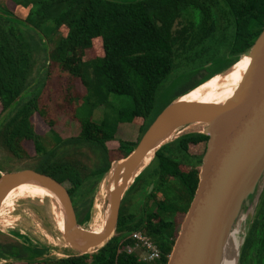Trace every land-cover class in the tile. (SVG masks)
Masks as SVG:
<instances>
[{
	"label": "trees",
	"instance_id": "1",
	"mask_svg": "<svg viewBox=\"0 0 264 264\" xmlns=\"http://www.w3.org/2000/svg\"><path fill=\"white\" fill-rule=\"evenodd\" d=\"M10 1L20 17L0 6V147L23 159L28 157L24 143L31 142L37 157L34 169L65 186L78 223L88 219L93 192L112 161L133 150L173 99L231 66L264 28V0ZM86 49L96 54L84 59ZM39 54L49 62L46 73L31 94L21 98ZM218 65H222L219 70ZM179 68L191 80L156 111L158 89ZM74 79L85 89L81 104L70 112L79 124L77 134L61 138L53 129L39 134L33 115L52 127L46 97L61 95V102L69 106L74 100L68 81ZM113 94L121 96L125 105L115 107L110 100ZM99 106L106 108L104 117L92 119ZM207 138L200 132L185 133L156 150L134 180L133 186H140L137 196L129 198L128 190L120 203L115 233L97 250L31 264H167L197 186ZM193 144L201 146L194 162L177 156V150L185 155ZM150 183L153 188L148 191ZM44 197L54 203L56 216L63 215L56 196L38 181L8 189L0 210L13 206L16 199ZM59 226L64 229V218ZM134 230L150 237L159 259L141 261L124 249ZM0 248L13 254L18 248L19 258L30 254L18 243ZM240 251L249 255L252 264H264V187Z\"/></svg>",
	"mask_w": 264,
	"mask_h": 264
},
{
	"label": "water",
	"instance_id": "2",
	"mask_svg": "<svg viewBox=\"0 0 264 264\" xmlns=\"http://www.w3.org/2000/svg\"><path fill=\"white\" fill-rule=\"evenodd\" d=\"M243 54L250 56V63L232 96L223 104L180 100L190 90L187 91L156 115L127 156L111 163L103 176L109 174L103 201V212L107 208L108 213L100 232L83 227L89 217L78 223L65 186L35 169L0 174V203L15 184L40 182L56 196L63 212L62 237L69 243V249L64 248L63 252H69L67 256L93 252L115 233L120 203L135 178L151 162L156 150L192 131L178 133L163 142L170 132L202 122L205 126L198 132L208 138L201 157L198 182L167 264H220L228 235L246 211L253 208L254 212L264 187V28ZM156 146L150 162L129 183L144 154Z\"/></svg>",
	"mask_w": 264,
	"mask_h": 264
},
{
	"label": "rangeland",
	"instance_id": "3",
	"mask_svg": "<svg viewBox=\"0 0 264 264\" xmlns=\"http://www.w3.org/2000/svg\"><path fill=\"white\" fill-rule=\"evenodd\" d=\"M0 6L6 7L10 11H14V14L20 17L19 10L14 6V4L10 0H0ZM16 8V10H15ZM182 20H184L182 18ZM60 34H64V31L61 30ZM49 47V46H48ZM91 52V53H90ZM83 58L88 59L92 57L89 54H96L94 51L90 49L84 50ZM98 54V53H97ZM42 55L39 54L37 57V63L34 67V71L32 73V77L30 79V84L28 85L25 92L22 93L21 98L28 97L31 92L39 85V83L43 80V76L45 75L46 67H48L49 62L44 61L42 59ZM235 63V62H234ZM234 63L222 73H218L207 79L209 81L213 78L219 84H223L227 80L231 79L235 74V66ZM222 65H218L217 69H221ZM181 68L175 70L173 69L170 74L166 77L160 88L158 89L155 96V105L154 108L156 111L160 110L164 105L173 98L174 92L185 85L191 78L183 76L181 74ZM44 82V81H43ZM68 83L71 84V95L73 97L74 102L67 106V108L63 102H61L60 96H47L46 104L48 105V111L50 113V117L53 119V126L49 127L46 121L34 114L32 117V121L36 127V130L39 134L46 135L49 129H53L61 138L72 137L77 134L79 129L78 122L70 116V112L73 111L75 106H79L81 104V97L84 92V87L78 82V80H69ZM47 86V84H46ZM48 87V86H47ZM50 87V85H49ZM113 101V105L115 107L125 105V102H122V97L118 95H110V100ZM126 99V98H125ZM127 100V99H126ZM115 103V104H114ZM15 105V103H14ZM119 105V106H118ZM66 108V109H65ZM108 109V108H107ZM72 110V111H71ZM106 108L97 107L92 111V119L100 120L104 117V111ZM186 132V131H185ZM188 132V131H187ZM198 132V131H192ZM120 133H119V136ZM115 142V141H114ZM25 148L28 152V157L23 159H17L12 156L10 153L5 151L0 147V174L5 173L10 170H22V169H34L37 165V157L34 154L33 145L30 142H25ZM111 144L114 146L115 143L113 141ZM115 148V146L113 147ZM193 150L197 153H200L201 146H194ZM115 154V153H114ZM119 159H114L112 163L117 162ZM87 164H90V160L85 159ZM109 179V178H108ZM143 178L141 177L139 180V184ZM133 180V179H132ZM129 180V183L132 181ZM133 186V185H132ZM130 187V191L128 192V197L133 198L136 197L139 191L138 184ZM96 190L93 192L92 196V204L96 198ZM106 194V193H105ZM104 201V200H103ZM140 203V201H139ZM103 204V202H102ZM137 206H133V210L136 209ZM103 208V207H102ZM243 213V212H242ZM254 212L250 215L249 219L252 218ZM91 215V208L90 214ZM64 218L63 215L56 216L54 203L49 198H24V199H16L15 204L13 206L4 205L0 211V237L2 234H12L17 236L18 240L24 246H27L29 251V256H26L25 259H29L32 255L37 254L41 257V260L45 259H56L60 257L53 256L57 252H62V248L60 247V241L62 238V232L64 231L58 224H60L61 220ZM183 218V217H182ZM248 219V220H249ZM183 220V219H182ZM182 222V221H181ZM248 222V221H247ZM86 223V222H85ZM40 226V227H39ZM56 235V236H55ZM60 239V240H59ZM243 246V243H242ZM241 246V247H242ZM69 254V252H66ZM248 255V254H247ZM242 256L241 251L239 253L238 260L242 262V264H252L249 259V255ZM251 255V252H250ZM14 259L13 257H0V262H4V260ZM35 259V258H31ZM26 261V260H25ZM15 264H26L23 262H15ZM43 264V263H41ZM239 264V262H237Z\"/></svg>",
	"mask_w": 264,
	"mask_h": 264
},
{
	"label": "bare ground",
	"instance_id": "4",
	"mask_svg": "<svg viewBox=\"0 0 264 264\" xmlns=\"http://www.w3.org/2000/svg\"><path fill=\"white\" fill-rule=\"evenodd\" d=\"M235 63H234L235 74L231 79L227 80L223 84H219L216 80H214L215 78L209 81H204L200 85L196 86L195 88H193L192 90L181 96L179 99L189 102H199L202 104H223L227 99H229L232 96L234 90L240 83L250 63V56L247 54H242ZM204 126L205 123L197 122L190 124L183 129L173 130L170 132V135L163 142L169 141L178 133H182L185 131H201ZM156 148L157 146L150 149L146 154H144L140 163L133 171L130 180H132L150 162ZM108 178H109V174L100 181L96 190L97 195L95 201L91 207V215L89 217V220H87V222L84 223L83 225V227L90 229L91 231L94 232H100V230L103 227L105 217L108 213L107 208L105 212H103V208H102L103 207L102 202L105 199V195H106L105 193H106V186L108 184ZM109 186L110 188H112L113 183L110 182ZM252 209L253 208L249 209L240 217V219L237 221L232 231L228 235V238L222 250L220 264H237L238 256L247 230V221L249 218V214L252 213ZM61 240L62 241H60L59 244L60 247L62 249L64 248L69 249V243H67L63 237L61 238ZM53 256L65 257L67 256V253L63 251L57 252Z\"/></svg>",
	"mask_w": 264,
	"mask_h": 264
},
{
	"label": "flooded vegetation",
	"instance_id": "5",
	"mask_svg": "<svg viewBox=\"0 0 264 264\" xmlns=\"http://www.w3.org/2000/svg\"><path fill=\"white\" fill-rule=\"evenodd\" d=\"M194 146H198L197 144H193V145H190V147L186 150V154L184 155V153H183V151H179V150H177L176 151V153H177V156L179 157V158H184V159H186L189 163H192V162H194V156L195 155H198V154H200V153H197V152H195L194 150H193V147ZM186 157V158H185ZM202 157V156H201ZM175 159H177V158H175ZM149 165V164H148ZM147 165V166H148ZM146 166V167H147ZM185 166V165H184ZM145 167V168H146ZM144 168V169H145ZM143 169V170H144ZM135 182H133V184H134ZM132 184V185H133ZM150 186H152V187H150ZM153 188V183H150L149 184V186H148V191H150L151 189ZM13 233H15V232H13ZM2 234V236L0 237V244H7V243H18L19 245H21L23 248H26V249H28L27 248V246H24V244H22L21 242H19V241H16V240H18V238H17V236L16 235H14V234ZM16 250H19L18 248H16ZM14 251V253L15 254H13L12 252H1V248H0V252L1 253H4V255L2 256V255H0V257L1 258H5V257H13V258H15L14 259V261H13V259H9V260H4V262H0V264L1 263H10V264H15V262H23L24 261V263H26V264H31V262H35V263H37V262H40L41 261V257H39V255H37V254H34V255H32L29 259H25L26 258V256H25V254H24V257L23 258H19L16 254H17V251ZM23 250H20L19 252H22ZM0 253V254H1ZM35 258V259H31V258ZM26 260V261H25Z\"/></svg>",
	"mask_w": 264,
	"mask_h": 264
},
{
	"label": "built area",
	"instance_id": "6",
	"mask_svg": "<svg viewBox=\"0 0 264 264\" xmlns=\"http://www.w3.org/2000/svg\"><path fill=\"white\" fill-rule=\"evenodd\" d=\"M131 243L124 246L128 253H134L141 261H154L160 258V252L149 236L139 230L132 231Z\"/></svg>",
	"mask_w": 264,
	"mask_h": 264
}]
</instances>
